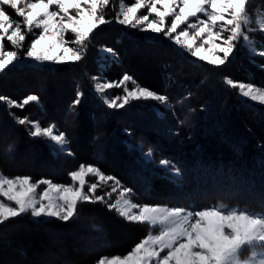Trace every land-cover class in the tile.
<instances>
[{"label":"snow or ice","instance_id":"1","mask_svg":"<svg viewBox=\"0 0 264 264\" xmlns=\"http://www.w3.org/2000/svg\"><path fill=\"white\" fill-rule=\"evenodd\" d=\"M252 5L253 0H0V78L29 63L77 65L87 58L95 35L113 23L145 39L170 42L180 55L194 58V64L204 62L219 70L244 49L255 64V57L264 61V45L258 48L254 39L257 32L264 35V6L254 17ZM100 53L106 61H119L113 48L101 47ZM256 67L264 72V63ZM165 78L174 82L170 72ZM91 80L108 110H127L135 103L151 106L158 114L163 107L176 115L167 93L142 85L127 71L114 80L102 75ZM221 82L241 102L264 106V81L257 84L251 76L237 81L225 75ZM112 89L122 93L107 95ZM190 96L189 92L176 103ZM83 98L78 90L69 112H75ZM39 102L34 93L19 100L0 94V104L17 125L26 126L30 138L43 139L53 152L74 156L67 133L55 122L42 126L13 111ZM177 123L183 125L184 120ZM124 132L132 135L130 129ZM133 148L145 160L154 157L152 147L143 151V141ZM12 151L10 144L6 153ZM157 167L170 178L182 177V170L169 159L161 158ZM67 177L70 183L0 172V228L26 216L33 223L71 224L79 219L81 205L99 203L127 223L146 226L147 234L125 254L102 255L95 264H264V211L223 203L196 208L136 202L132 188L95 163L80 162Z\"/></svg>","mask_w":264,"mask_h":264},{"label":"trees","instance_id":"2","mask_svg":"<svg viewBox=\"0 0 264 264\" xmlns=\"http://www.w3.org/2000/svg\"><path fill=\"white\" fill-rule=\"evenodd\" d=\"M261 6H264V0H253L250 10L259 14ZM259 44L264 45V35ZM100 46L113 48L119 61L114 63L108 60L103 64V69H99ZM193 59L187 53L180 55L170 42L148 40L142 33L113 23L103 26L95 35L87 58L77 65H57L53 70L30 63L18 67L15 72L0 78V94L19 99L24 93L32 92L28 88L8 90L10 83L18 76H24L27 81L42 76L49 82L56 76H70L72 83L84 93L76 121L71 123L68 130L73 132L70 135V150L75 155L70 157L65 153H55L43 139L30 138L26 126L17 125L8 115L6 106L0 104V126H9L15 133L14 140L0 143V169L9 173H30V168L16 165L13 158L15 150L29 147L41 156L62 162L56 165L59 172L51 174L60 181H66L64 175L80 162L95 160L105 173L115 175L125 186L132 188L136 194L134 198L140 202L199 208L213 201H222L264 211V106L241 102L221 82L225 75L237 81L251 76L255 83L260 84L264 81V72L256 64L264 61L255 57V64L252 63L247 49L238 51L232 61L219 70L204 62L191 63ZM100 71L110 77L114 71V77H120L127 71L142 85L167 93L176 115L163 107H159L158 114L151 106L145 107L143 104L132 105L127 110H108L94 91L90 79ZM166 72L173 74L174 82L166 81ZM189 92L191 96L188 99L183 100L182 104L176 103ZM42 98L41 105L30 104L23 110L13 111L17 116H29L42 124L54 120L59 122L64 113L57 115L52 101ZM190 108L195 111L189 112ZM138 115L150 122L143 119V123L136 118ZM127 117L134 118L126 124L124 119ZM178 120H184V124L179 125ZM146 126L150 127L147 132L144 131ZM125 129H130L132 135H126ZM141 141L145 149L153 148V161L144 160L139 151L134 150L133 146ZM9 143L13 146L10 155L6 153ZM90 143L96 145L91 147ZM79 144L81 146L76 148ZM95 152L101 154L99 158L93 156ZM161 158L176 164L182 170V177L170 178L158 168ZM6 162L13 165L6 166ZM41 172L45 171L42 169ZM36 175L43 174L37 171ZM80 222L88 224L93 235L103 232L111 241L110 246L88 252L68 247V261L64 263L55 258L52 263L91 264L102 255L128 251L147 233L146 226L127 223L104 205L84 204L81 205L79 219L71 224L55 220L33 223L28 216L7 224L0 228V251L4 245L2 241L11 238L14 239V246L20 242L22 247L8 252L21 261L27 256L30 258L44 246L55 250L60 246L61 239L69 242L70 231L79 230L77 224ZM92 225H96V228ZM54 236L57 241L50 242ZM5 257L0 255V261ZM27 261L24 262L31 263Z\"/></svg>","mask_w":264,"mask_h":264},{"label":"rangeland","instance_id":"3","mask_svg":"<svg viewBox=\"0 0 264 264\" xmlns=\"http://www.w3.org/2000/svg\"><path fill=\"white\" fill-rule=\"evenodd\" d=\"M252 12H253L254 17L258 15V13L256 14V11H252ZM133 31L137 32L136 30H133ZM254 39L257 42V45H260L259 43L262 39V35L257 32L254 34ZM8 47L10 48V45ZM101 47H104V46H100L99 50H98L99 59L101 60V64H99L98 67H99V69L102 70L103 64L107 63L108 61L102 59L101 53H100ZM30 64H32L34 66H38V67H43V68H46L48 70H53L57 66V65H38L35 63H30ZM115 73H116V71L113 72L114 75L112 74L111 77L109 74L104 75V72H101V71L98 72L97 74H94V75H102L103 77H105L109 80H114V79L119 78V77H114ZM34 79H33V81L32 80L27 81L24 79V76H18L17 78H15L13 80V82L10 83V85L8 86V88H9L8 90L9 91H14V90L15 91H21V90H24L26 88L33 90L30 93L37 94L40 97V102L38 105L43 104V102H42L43 98L42 97H45L46 101H48V102L52 101V103L55 105V108L53 109V110H55L54 112L55 113L57 112L56 113L57 115L58 114L60 115V112L64 113V116L59 120V122H57L56 120H54V122L56 123V125L58 126V128L60 130L64 129L63 131H65L67 133L69 140H70V135L72 136L73 132L70 131L71 132V134H70V132H68V130H69L71 123H73V121H76V117L78 115L77 114L78 108L75 110V112H69V110H68V105L74 99L75 93L78 91L77 86L72 83V80H73L72 77H70V76H67V77L56 76L53 79V81L51 80V82H49L46 77H42V76L35 77ZM90 79H91V77H90ZM71 84L74 85L73 90H72ZM93 87H94V82H93ZM94 91H95V88H94ZM121 93H122L121 89H112L106 94L107 95H116V94H121ZM27 94H29V93H24V95L20 96L19 99H22ZM19 99H17V100H19ZM53 104H52V106H53ZM133 105H137V104L134 103ZM257 105H259V104H257ZM100 115H101L100 117H102V114H100ZM131 118H134V117H127L126 119H124V123H126V124L129 123L131 121ZM136 118H140V120H142L143 123H144V120L150 122V120H148L147 118H145L142 115H138ZM30 119L37 121L36 119H33V118H30ZM49 123H51V122L50 121L45 122L42 124V126H47ZM60 123H62L63 126ZM211 129H212V127H211ZM149 130H150L149 126H146V128L144 129V131H146V132ZM14 139H15V133L9 126H6V125L0 126V143L2 142L3 144H6L9 142V140H14ZM14 143H15V141H14ZM10 144L11 143H9L8 145H10ZM95 145H96L95 143L89 144V146H91V147H93ZM79 146H81V145L79 144V145H76L75 147L78 148ZM6 148H7V146H6ZM143 151L147 152V149L143 148ZM13 153H14L13 158L16 159V163H17L16 165H18L20 167L24 166L26 168H30L32 171L30 173H22V172L9 173L6 171H2L0 169V172H2L4 175H7L9 177H14L16 175H29L33 179H40V178L44 177V178L53 179L55 182H69V183L71 182L70 179L67 177V175H64V176H66V179H65L66 181H60V178L54 179L51 175L53 172H59V168L56 167V165H60L62 163L61 161L50 160L49 158H46L44 156H41L38 153H35L31 149H29V147L19 148V149L15 150ZM55 153H57V152H55ZM139 153H140V151H139ZM65 154H67V153H65ZM94 155H96V158H99L101 154H99V152H95L93 154V156ZM153 159H155V158L153 157ZM153 159L150 160V162L153 161ZM94 161L95 160H93L90 163H95ZM5 164H6V166L13 165L10 162H8V163L6 162ZM16 165H14V166H16ZM77 166L78 165H76L75 167H77ZM42 169L45 172H41ZM37 171H39L43 175H36ZM90 179H94V178H90ZM62 180H64V179H62ZM167 190L170 191V189H167ZM135 201L140 202L136 199H135ZM217 203H223V204H226L230 207H240V206H236V205H230V204L224 203L222 201H213V202H210L209 204H207V206L215 205ZM160 205H169V204H162L161 203ZM181 206H186V205H181ZM240 208H245V207H240ZM246 208H248V207H246ZM250 210L258 211L255 209H250ZM77 228L79 230L75 229V230L70 231L71 236H70V240L68 243L63 242V240L61 239L60 240L61 241L60 246H57V248L55 250H52L49 246H44L38 252L33 253V255L30 258L27 256L22 261L17 259L16 257H14V255L11 256L12 254L10 252H8L9 250L10 251H13V250L17 251L18 249H20L22 247L21 243L16 242V245L14 246V239L13 238H11L10 240H7L6 242L4 240L3 241L1 240L4 243V245H3V249L0 251V255H2V256L5 255L6 257H5V260L0 261V264H26L24 262L26 260H29L27 262H31L30 264H54V263H52V261L55 258H59V259L63 260L64 263H66L69 259V257H68L69 255H67L68 254V251H67L68 247H70L72 249L79 250V251H85L86 250V252H88L89 250L93 251V250H96L97 248L100 249L101 247H109L110 246L111 241H108L106 236H104L103 232H100V233L98 232V234H96V235L91 234V232L89 231L88 224H85L84 222L78 223ZM2 238H5V237L3 236ZM49 241L50 242L51 241L56 242L57 240H56V237L54 236L52 238V240L50 239ZM126 252L118 253V254H125ZM111 254H105V255H111ZM7 257H9V259ZM98 259H99V257L96 260H98ZM95 261H92L91 264H95Z\"/></svg>","mask_w":264,"mask_h":264},{"label":"bare ground","instance_id":"4","mask_svg":"<svg viewBox=\"0 0 264 264\" xmlns=\"http://www.w3.org/2000/svg\"><path fill=\"white\" fill-rule=\"evenodd\" d=\"M147 45V44H146ZM149 47V46H148ZM58 75V74H57ZM56 76V75H55Z\"/></svg>","mask_w":264,"mask_h":264}]
</instances>
